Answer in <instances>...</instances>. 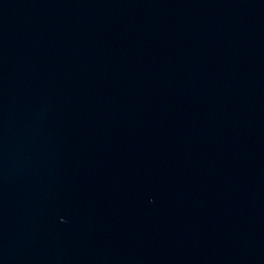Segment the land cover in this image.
Wrapping results in <instances>:
<instances>
[{
	"label": "water",
	"instance_id": "1",
	"mask_svg": "<svg viewBox=\"0 0 264 264\" xmlns=\"http://www.w3.org/2000/svg\"><path fill=\"white\" fill-rule=\"evenodd\" d=\"M0 264H264V0H0Z\"/></svg>",
	"mask_w": 264,
	"mask_h": 264
}]
</instances>
